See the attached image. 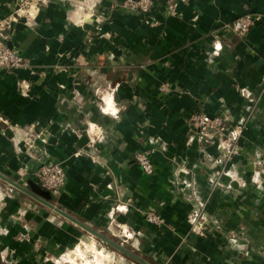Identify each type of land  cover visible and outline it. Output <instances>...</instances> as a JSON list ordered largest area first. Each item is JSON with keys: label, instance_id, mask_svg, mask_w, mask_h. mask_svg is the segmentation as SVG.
I'll return each instance as SVG.
<instances>
[{"label": "crops", "instance_id": "0c3cea01", "mask_svg": "<svg viewBox=\"0 0 264 264\" xmlns=\"http://www.w3.org/2000/svg\"><path fill=\"white\" fill-rule=\"evenodd\" d=\"M121 1L49 0L3 30L27 65L0 68V173L34 195L0 177V264H74L67 254L95 236L87 228L150 264H257L264 187L252 175L264 145V0H151L146 12ZM85 2L93 6L76 12ZM16 7L0 0V16ZM246 12L259 18L239 35L228 24ZM247 101H258L250 139L227 163L235 173L218 176L221 144L192 132L187 117L203 109L233 122ZM150 147L147 174L134 153ZM44 161L64 167L58 194L34 176ZM148 209L166 224L148 222ZM198 211L207 236L190 230L188 214ZM240 227L247 254L224 231ZM117 230L130 248L103 232Z\"/></svg>", "mask_w": 264, "mask_h": 264}, {"label": "rangeland", "instance_id": "374dc122", "mask_svg": "<svg viewBox=\"0 0 264 264\" xmlns=\"http://www.w3.org/2000/svg\"><path fill=\"white\" fill-rule=\"evenodd\" d=\"M255 14V13H254ZM255 23V22H254ZM253 23V24H254ZM252 24V25H253ZM251 25V26H252ZM257 102L258 101H251L246 102L245 105V112L242 114L236 121L232 120L233 122L227 123L226 119L224 118V115L221 112H216L213 115H209L206 111L203 109H199L196 111H193L188 117H187V124L189 125V129L192 132H196L197 134H201L209 138L212 142H218L221 144V166L220 170L218 172H214L218 176L221 174H229L232 176L234 170L230 168V166H227V163L231 161L232 158L237 156L242 150V142H246L250 139L248 135V130L250 128V125L253 124L251 121L254 118V111L255 108H257ZM193 114H203L208 120H214L216 117H219L221 119L220 128H216V126H210L208 130L204 132H200L198 128L191 122V116ZM193 126V127H192ZM234 128H237L239 131L238 137L236 141H233L230 143V141L227 139L228 132ZM153 148V151H155V147ZM139 151V150H138ZM257 155L255 156L253 162H254V171H253V182L256 184L258 189H263L264 187V145H261L258 149L256 148ZM260 151V152H259ZM136 153V152H135ZM134 153V154H135ZM135 159V158H134ZM136 161V160H135ZM137 162V161H136ZM153 171V170H152ZM235 173V172H234ZM150 174V173H147ZM239 178V184L243 185L245 181ZM4 181V180H3ZM214 183H219L218 180H216ZM10 187V185L7 182H4V186ZM153 212V214L157 217L158 222L150 221L147 218V213ZM143 216L145 219L152 223L155 226H163L166 224L164 216L160 214L159 212L148 209L145 210L143 213ZM188 220L190 222V230L197 233L200 236H207L208 228H207V218L205 216V213L193 212L188 214ZM256 220L260 222V224L264 223V217L263 214L259 216L257 214ZM226 234H229L227 238L231 239L233 243L237 246V250L241 252V254H247L249 244V237H248V230L244 227L240 228H234V229H228L224 230ZM105 232L108 236L113 237L114 240L122 242V244L128 248L131 246L129 243L124 242L121 240L123 237L124 240H127V234L123 230H117V235L113 236L110 235L108 232ZM258 235H264V228L261 227V230H259ZM92 236V235H91ZM258 241V239H257ZM256 253H262L264 254V238L260 240V242H257L256 246ZM120 256H123L127 258L130 261H133L136 263L135 260L132 258L122 254L121 251L114 248L113 246L107 244L106 242L102 241L100 238H97L95 236H92L90 240H86L81 243V245H78L77 248L69 252L67 254V258L71 261V257H74L76 262L78 264H120ZM74 263L73 261H71ZM167 262V261H166ZM257 264H264V260H257ZM76 264V263H74ZM138 264V263H137ZM166 264V263H165Z\"/></svg>", "mask_w": 264, "mask_h": 264}, {"label": "built area", "instance_id": "2783aa9c", "mask_svg": "<svg viewBox=\"0 0 264 264\" xmlns=\"http://www.w3.org/2000/svg\"><path fill=\"white\" fill-rule=\"evenodd\" d=\"M49 0H16L17 9L15 12H11L6 16H0V68H17L25 67L27 65L26 57L20 52L18 48L9 47L5 43L6 35L4 34V29L10 26L11 22L14 21L19 14L29 15L30 8L32 6L39 5L38 3L46 4ZM95 2V1H94ZM121 3L124 6H128L132 10H139L142 12L148 11L151 0H122ZM85 7L93 6L88 5L86 2L78 5L76 12ZM90 16V13H86ZM85 14V15H86ZM82 17H80L81 19ZM259 18L258 14L251 12L243 13L229 22L230 29L239 34L244 35L251 25ZM22 89L25 90L28 86L27 83L22 82ZM161 90H168L169 84L164 82L160 85ZM191 122L196 126L193 128H198L200 132L208 130L210 126H216L220 128L221 119L216 117L214 120H208L203 114H193L191 116ZM202 134V133H201ZM239 131L234 128L228 132L227 139L231 142L236 141ZM204 135V134H203ZM153 148H145L136 151L134 158L145 173H151L153 170V164L150 159V154ZM36 180L39 182L40 186L44 189L49 190L53 194H58L63 187L66 174L64 167L55 161H44L34 172ZM147 218L151 221L158 222L157 217L153 212L147 213Z\"/></svg>", "mask_w": 264, "mask_h": 264}, {"label": "water", "instance_id": "95a60500", "mask_svg": "<svg viewBox=\"0 0 264 264\" xmlns=\"http://www.w3.org/2000/svg\"><path fill=\"white\" fill-rule=\"evenodd\" d=\"M0 177L4 178L5 180H7L8 182H10L12 185L24 190V191H27L28 193H31L30 191L26 190L24 187H22L18 182L14 181V180H11L9 179L8 177H6L5 175H3L2 173H0ZM33 194V193H31ZM34 195V194H33ZM38 197V196H36ZM39 198V197H38ZM41 199L42 201L48 203L50 206H52L56 211H58L59 213L63 214L64 216L78 222L79 224H81L84 228H87L86 226H84L81 222L75 220L74 218H72L69 214H67L66 212H64L63 210H61L60 208L58 207H55L53 206L52 204H50L49 202H47V200L45 199H42V198H39ZM87 230H89V232H91L92 234H94L95 236L105 240L106 242H108L109 244L113 245L114 247L118 248L119 250H121L122 252H124L125 254L129 255L130 257L134 258L135 260L141 262L142 264H150L149 262H147L146 260L138 257L136 254L130 252L128 249L124 248L123 246H121L120 244L116 243L115 241H113L112 239L104 236L103 234H101L100 232L94 230V229H91V228H87Z\"/></svg>", "mask_w": 264, "mask_h": 264}, {"label": "bare ground", "instance_id": "6f19581e", "mask_svg": "<svg viewBox=\"0 0 264 264\" xmlns=\"http://www.w3.org/2000/svg\"><path fill=\"white\" fill-rule=\"evenodd\" d=\"M71 261H73L74 263L78 264V263L76 262V260L74 259V257H71Z\"/></svg>", "mask_w": 264, "mask_h": 264}]
</instances>
